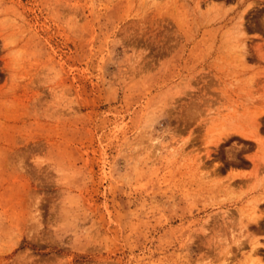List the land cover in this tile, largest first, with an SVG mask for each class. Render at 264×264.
Returning a JSON list of instances; mask_svg holds the SVG:
<instances>
[{"label": "rangeland", "instance_id": "obj_1", "mask_svg": "<svg viewBox=\"0 0 264 264\" xmlns=\"http://www.w3.org/2000/svg\"><path fill=\"white\" fill-rule=\"evenodd\" d=\"M0 264H264V0H0Z\"/></svg>", "mask_w": 264, "mask_h": 264}]
</instances>
